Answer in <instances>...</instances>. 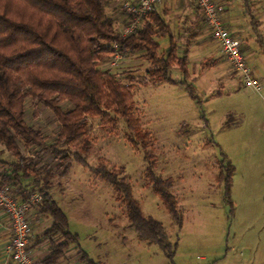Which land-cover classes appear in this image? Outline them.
I'll return each mask as SVG.
<instances>
[{"label":"rangeland","instance_id":"obj_1","mask_svg":"<svg viewBox=\"0 0 264 264\" xmlns=\"http://www.w3.org/2000/svg\"><path fill=\"white\" fill-rule=\"evenodd\" d=\"M125 1L135 0H113L105 8L116 29L127 21L122 8ZM163 2L160 0L154 7L167 13L179 57L190 34V17L195 9L188 0L182 7L176 1ZM237 29L243 31V24ZM199 33L202 41L199 45L191 43L187 64L188 82L196 100L190 99L180 85L147 84L148 63L141 55L122 57L113 67H109V60L99 65L121 84H132L135 115L141 129L154 140L150 148L153 171L172 181L171 193L182 217L180 227L171 221L144 180L142 150H134L125 142V128L120 121L110 126L100 118L89 120L91 148L85 156L87 167L71 161L65 176L59 175L56 161L39 148L20 147L23 156L36 163L34 175L21 185L40 188L44 181L49 183L48 192L66 216L68 231L77 236L74 250H80L94 263L264 264V51L254 35L247 38L246 43L253 39L255 48V56L247 63L261 85L255 92L245 88L229 71L206 30ZM157 42L158 52L166 50V39ZM205 59L214 63L202 69L199 64ZM170 76L181 80L175 66ZM24 119L45 137L46 145L55 144L57 124L44 107L26 100ZM100 160L109 169L122 168L121 176L130 185L142 215L162 225L167 241L175 244L170 262L156 246L139 241L127 228L123 208L113 190L90 172ZM0 161L4 163L0 171L14 161L2 145ZM221 165L232 167L227 196L223 183L216 181ZM31 222L28 250L43 252L42 246L47 245L37 241L47 227L46 218L37 225ZM71 253L59 264H81L77 253Z\"/></svg>","mask_w":264,"mask_h":264},{"label":"trees","instance_id":"obj_2","mask_svg":"<svg viewBox=\"0 0 264 264\" xmlns=\"http://www.w3.org/2000/svg\"><path fill=\"white\" fill-rule=\"evenodd\" d=\"M110 1L113 0H0V145L14 159L0 171V186L16 188L19 200L33 191L41 193L35 213L50 218L51 224L38 238V243L48 246V254L39 264H57L70 245L77 249V236L68 231L67 218L50 196L47 181L40 188L21 185L34 175L36 163L26 159L20 147L39 148L56 161L59 175L65 176L71 161L87 167L91 119L100 118L110 126L116 120L123 124L125 142L134 150H142L144 180L171 221L177 227L182 223L177 200L171 193V179L161 178L153 171L150 148L154 140L141 129L135 115L132 84H121L99 65L114 55H141L148 63L147 84L180 85L190 99L196 100L188 82L189 42L177 57L171 30L155 7L131 34L120 35L105 10ZM250 24L254 30L252 18ZM158 39L167 41L163 52H158ZM257 43L264 51L259 38ZM213 63L214 60L205 59L199 67L209 68ZM173 66L180 74L179 81L170 76ZM26 100L41 105L53 117L57 124L55 144L46 145L45 137L25 122ZM90 172L113 190L115 200L123 208L127 228L139 241L156 246L170 262L175 244L167 241L158 221L142 215L130 185L121 176L122 168L109 169L100 160ZM231 174V166L221 165L216 176V181L223 183L226 196ZM77 255L81 264H97L80 250Z\"/></svg>","mask_w":264,"mask_h":264},{"label":"built area","instance_id":"obj_3","mask_svg":"<svg viewBox=\"0 0 264 264\" xmlns=\"http://www.w3.org/2000/svg\"><path fill=\"white\" fill-rule=\"evenodd\" d=\"M160 0H135L125 1L122 8L127 16L126 24L118 29L122 36L131 34L140 24L142 18L158 4ZM199 10L202 21L208 34L217 44L222 56L227 62L229 71L245 87L255 92L261 88L259 81L252 76L246 57L240 52V41L232 37L223 26L220 15L222 7L212 0H193ZM122 57L111 56L108 60L109 67ZM108 61V62H109ZM16 188L0 186V214L7 220L10 241L0 249L1 264H39L28 250L30 235L28 214L35 211L41 203V193L33 191L27 194L24 200H19Z\"/></svg>","mask_w":264,"mask_h":264},{"label":"crops","instance_id":"obj_4","mask_svg":"<svg viewBox=\"0 0 264 264\" xmlns=\"http://www.w3.org/2000/svg\"><path fill=\"white\" fill-rule=\"evenodd\" d=\"M173 1L178 2L179 6H181V7L183 4H185V0H164V2L170 3V4ZM189 1H191L193 3V7H194L195 11L191 12L193 14H191V17H190V19H191V22H190L191 24L189 26L190 34L187 36L188 38L185 39V44L187 41L189 42L187 64L189 61L188 58L190 57L189 55H190L191 46L194 44L199 45V43H201V41H202L201 40L202 35L199 33V30H204V31L206 30V32L208 33V31H207V29H206V27L202 21V17H201L199 10L195 6L193 0H188V2ZM212 1L222 7V12L220 15L221 22H222L223 26L229 31L231 36L240 41V50H242V54L246 57L247 62H248V59H251L255 56V50H254L255 48H254V46H252L253 39L247 41V43H246L247 38L254 35L256 42H257V38H259L264 43V18H263L264 17V0H212ZM155 9L161 15L163 20L167 23V21H166L167 13H164L163 10L160 12L157 8H155ZM251 18H252L254 26H255L254 30L250 24ZM183 19H185V18H183ZM246 20H247V23H246ZM239 24H240V26L243 24V31L240 29L239 30L237 29V26ZM247 25L250 26L252 32H248ZM168 26H169V24H168ZM169 28H170V26H169ZM194 38H195V40H194ZM209 38H210V36H209ZM210 40H211V38H210ZM211 42H212V40H211ZM191 43H192V45H191ZM216 47H218V46H216ZM250 47L253 49H250ZM42 218H46V221H47V227L46 228H48L51 224L50 218L44 217V216H37L35 211H31L28 214V221L29 220L32 221L31 223L35 224V225H37L38 222ZM29 230H30V228H29ZM9 241H10V231H9L8 222L2 216V214H0V249L5 247ZM37 243H38V241H37ZM42 248L45 249V250H43V252L41 249L37 250L36 248L32 249V252L31 251H29V252L32 254V256L35 259L40 261L41 259H43L48 254V250H47L48 246H45V247L42 246ZM74 249H76L75 246L70 245L65 250L62 259H60L57 262V264H59L60 261H63V258L68 257L67 255H69V257L72 256V253L70 254V252L77 253V251H75ZM77 260H78V258H77ZM63 264H67V263L63 262Z\"/></svg>","mask_w":264,"mask_h":264}]
</instances>
